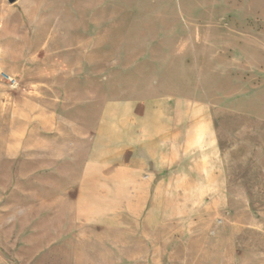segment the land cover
I'll return each mask as SVG.
<instances>
[{
	"label": "rangeland",
	"instance_id": "374dc122",
	"mask_svg": "<svg viewBox=\"0 0 264 264\" xmlns=\"http://www.w3.org/2000/svg\"><path fill=\"white\" fill-rule=\"evenodd\" d=\"M35 84L60 99L78 91L69 117L89 126L130 99L190 109L193 124H212L229 183L244 174L264 198L253 186L264 170V0H0V264H264V211L232 188L164 195L182 206L157 234L125 209L109 215L102 195L83 205L72 156L35 158L23 140L13 150L8 119L42 105ZM198 198L217 204L192 210Z\"/></svg>",
	"mask_w": 264,
	"mask_h": 264
},
{
	"label": "crops",
	"instance_id": "0c3cea01",
	"mask_svg": "<svg viewBox=\"0 0 264 264\" xmlns=\"http://www.w3.org/2000/svg\"><path fill=\"white\" fill-rule=\"evenodd\" d=\"M40 90L35 84L31 92L36 95L34 100L42 104L40 107L27 112L12 107L8 119L12 133L6 142L15 150L19 149L16 142L23 140L19 145L35 158L46 160L45 157L65 155L72 156L75 164L82 162L79 195L84 198L83 205L88 206L93 196L102 195L113 203L107 209L109 215L117 217L125 209L130 216L140 219L144 227L155 228L157 234L169 209L164 195L173 194L174 190L206 196L232 188L241 197H247L253 211H264V198L256 200L251 196L246 175L229 183L231 175L221 157L212 124L208 130L193 124L190 109L172 105L164 108L158 98L130 99L109 103L108 116L101 123L89 126L79 116L69 117L74 108H69L67 103L79 98L78 91H66V99H60ZM169 100L172 101L171 98L166 101ZM21 114L27 115L26 125L18 121ZM21 132H25L24 137L20 136ZM70 140V150L65 152L63 144ZM217 163L220 167L214 168ZM258 176L262 181L254 182L253 186L264 189V170ZM188 204L192 210H211L217 203L209 199L201 202L198 198ZM84 210L89 212L85 207Z\"/></svg>",
	"mask_w": 264,
	"mask_h": 264
},
{
	"label": "water",
	"instance_id": "95a60500",
	"mask_svg": "<svg viewBox=\"0 0 264 264\" xmlns=\"http://www.w3.org/2000/svg\"><path fill=\"white\" fill-rule=\"evenodd\" d=\"M10 3H14L16 0H8Z\"/></svg>",
	"mask_w": 264,
	"mask_h": 264
},
{
	"label": "built area",
	"instance_id": "2783aa9c",
	"mask_svg": "<svg viewBox=\"0 0 264 264\" xmlns=\"http://www.w3.org/2000/svg\"><path fill=\"white\" fill-rule=\"evenodd\" d=\"M10 80H12V79H10ZM13 81H15V80H13Z\"/></svg>",
	"mask_w": 264,
	"mask_h": 264
}]
</instances>
